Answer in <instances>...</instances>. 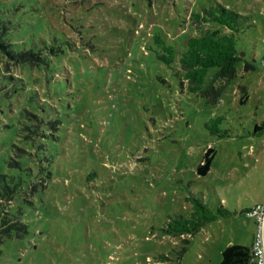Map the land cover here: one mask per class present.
Instances as JSON below:
<instances>
[{
	"label": "rangeland",
	"instance_id": "rangeland-1",
	"mask_svg": "<svg viewBox=\"0 0 264 264\" xmlns=\"http://www.w3.org/2000/svg\"><path fill=\"white\" fill-rule=\"evenodd\" d=\"M210 1L0 0V37L48 63L0 48V172L39 183L31 203L0 199L28 227L4 239L0 264H218L226 245L250 244L246 212L264 215V0H217L254 24L237 41L252 67L240 60L216 103L187 91L153 42L198 35L191 14ZM188 196L229 214L169 232Z\"/></svg>",
	"mask_w": 264,
	"mask_h": 264
},
{
	"label": "trees",
	"instance_id": "trees-1",
	"mask_svg": "<svg viewBox=\"0 0 264 264\" xmlns=\"http://www.w3.org/2000/svg\"><path fill=\"white\" fill-rule=\"evenodd\" d=\"M191 19L200 33L187 36L180 46L164 39L159 34H154L153 42L158 48L156 49L157 56L168 65L175 64L176 70L178 69L180 72L178 75L181 74L182 79L186 81L187 91L200 95L208 103H216L226 84L236 75V64L242 60L243 70L252 67L248 60L242 59V47L237 43L238 39L246 35V28L254 24L252 15L233 10L217 0H212L208 4L201 5L199 10L193 11ZM205 24L215 26L210 27ZM0 48L17 60L31 61L36 57L38 60L41 59L40 61L44 65L48 64L44 57L34 52L31 46L24 50L15 49L6 38L0 37ZM261 64L264 68V64L262 62ZM1 90L0 87V98L5 94ZM218 120L219 116L212 117L206 121V126L215 131ZM256 130L264 131V121L255 124L254 131ZM40 145L38 144L37 148ZM49 152V156H53V153ZM213 154L214 150L211 146L204 150L203 158L196 167L197 173L205 174L207 172ZM8 164L21 168L18 159H9ZM44 172L47 178L51 177L49 170ZM44 181L45 185L46 179ZM38 185L39 183L33 181L26 184L18 173L0 172V199L8 200L18 195L20 200L31 203L29 198L22 195L31 194ZM187 198L192 202L190 216L170 221L169 232H192L198 230L204 221L215 219L217 212L222 215L229 214V211L221 205H217V212H214L199 197L188 196ZM19 213H23V210L18 205L15 211L7 213H3L0 209V245L7 237L21 238L27 233V222L20 218ZM248 262L249 244L231 243L222 249L218 264H248Z\"/></svg>",
	"mask_w": 264,
	"mask_h": 264
},
{
	"label": "built area",
	"instance_id": "built-area-1",
	"mask_svg": "<svg viewBox=\"0 0 264 264\" xmlns=\"http://www.w3.org/2000/svg\"><path fill=\"white\" fill-rule=\"evenodd\" d=\"M264 64V60H262ZM253 216L255 229L249 244V262L248 264H264V251L262 247L263 233V209L261 204L252 205L246 212Z\"/></svg>",
	"mask_w": 264,
	"mask_h": 264
},
{
	"label": "water",
	"instance_id": "water-1",
	"mask_svg": "<svg viewBox=\"0 0 264 264\" xmlns=\"http://www.w3.org/2000/svg\"><path fill=\"white\" fill-rule=\"evenodd\" d=\"M262 247H263V251H264V217H263Z\"/></svg>",
	"mask_w": 264,
	"mask_h": 264
}]
</instances>
